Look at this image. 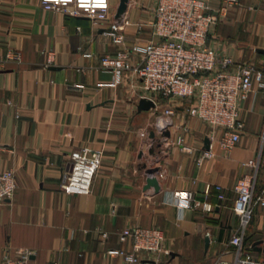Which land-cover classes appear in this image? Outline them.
Masks as SVG:
<instances>
[{
  "label": "crops",
  "instance_id": "1",
  "mask_svg": "<svg viewBox=\"0 0 264 264\" xmlns=\"http://www.w3.org/2000/svg\"><path fill=\"white\" fill-rule=\"evenodd\" d=\"M156 1L128 0L125 47L153 37L147 23ZM118 2L110 0L113 17ZM208 3L216 9L224 0ZM106 25L45 9L40 0H0V55L20 52V61L6 60L0 70V171H13L16 184L13 197L0 203V258L23 247L32 253L29 264H128L106 251H129L130 242L119 243L117 234L140 226L162 230L170 254L160 264L235 263V184L252 174L254 194L264 185V88L254 82L240 101L244 127L233 149L224 152L213 142L214 157L198 165L209 148L210 126L188 112V99L156 96L154 106L139 109L141 79L130 71L110 85L113 72L100 66V57L116 49L102 33ZM207 40L235 61L264 69L258 51L264 49V0H237L222 9ZM49 53L53 60L46 65ZM166 107L171 115L163 113ZM163 129L169 136L161 135ZM80 147L102 151V162L88 195H68L62 178L70 152ZM258 156L257 169L244 165ZM148 169H157L158 192L144 189ZM185 191L206 209L180 208L172 196ZM257 240L264 241L260 206L253 209L240 255L251 252L264 262Z\"/></svg>",
  "mask_w": 264,
  "mask_h": 264
},
{
  "label": "built area",
  "instance_id": "2",
  "mask_svg": "<svg viewBox=\"0 0 264 264\" xmlns=\"http://www.w3.org/2000/svg\"><path fill=\"white\" fill-rule=\"evenodd\" d=\"M236 1L224 0L221 7L214 9L208 0H157L153 18L147 23L153 37L143 43H133L130 47L124 45L125 27L129 22L125 18L117 20L113 17L110 0H40V4L45 9L70 16H86L94 24H107L102 33L116 49L115 53H105L100 57V66L113 72L110 85L118 84L124 73L130 71L141 79L145 98L153 100L161 95L190 100L188 112L211 128L209 148L203 150L196 160L200 165L214 157L211 150L213 142H217L224 152L233 149L244 127L240 101L248 98L254 82L259 88H264L263 68L251 60L235 61L207 40L222 9ZM85 54L91 55L89 52ZM11 59L20 61V52L8 49L4 56L0 55V70L4 62ZM52 60L53 55L49 53L46 65L51 64ZM74 88L81 89V86L75 85ZM163 113L171 115L173 110L166 107ZM262 117L259 138L264 145V112ZM141 135H146V132L142 131ZM102 156V151L88 147L72 150L62 178L64 193L88 195ZM258 163L259 156L244 165L257 169ZM254 178V175L246 174L237 180L234 187L237 197L233 210L239 217L240 230L231 237L230 244L238 250L236 261L217 264H264L256 260L251 252L240 255L253 209L255 206L264 207V185L254 194ZM15 189L13 171H0V203L11 199ZM172 198L180 208L206 209L205 204L187 191L174 193ZM102 237L106 239L107 235L102 233ZM117 240L119 243L129 241L130 250L108 249L106 253L110 257H120L128 264H160L163 257L170 254L164 248V235L158 227L124 228L117 234ZM31 254L22 247L15 249L12 257L7 249L0 258V264H29Z\"/></svg>",
  "mask_w": 264,
  "mask_h": 264
},
{
  "label": "water",
  "instance_id": "3",
  "mask_svg": "<svg viewBox=\"0 0 264 264\" xmlns=\"http://www.w3.org/2000/svg\"><path fill=\"white\" fill-rule=\"evenodd\" d=\"M127 2H128V0H119V2L117 4V7H116V10H115V14H114V18L115 19L121 20L123 14H124V12H125V10L127 8ZM258 51L264 53V49H258ZM154 105L155 104H154L152 99L142 97L140 99V101H139L138 108L139 109H147V108L152 107ZM161 135L162 136H169V130L163 129ZM149 136L151 138H154L155 137V131L151 130ZM208 144H209V140L205 139V145H206L207 148H208ZM158 146H160V141L158 142ZM262 167L264 168V158H263ZM156 171H157V169H148L147 170L148 176L146 178V184H145V187H144L145 190L149 189V188H153L155 192L159 191L160 187H159L157 178L154 176V173ZM208 245H209V237L206 236L205 239H204L205 249L208 248ZM263 251H264V247H263Z\"/></svg>",
  "mask_w": 264,
  "mask_h": 264
},
{
  "label": "flooded vegetation",
  "instance_id": "4",
  "mask_svg": "<svg viewBox=\"0 0 264 264\" xmlns=\"http://www.w3.org/2000/svg\"><path fill=\"white\" fill-rule=\"evenodd\" d=\"M255 244H254V247H258V246H260L261 245V249H263V247H264V241H261V240H257V241H255L254 242Z\"/></svg>",
  "mask_w": 264,
  "mask_h": 264
},
{
  "label": "rangeland",
  "instance_id": "5",
  "mask_svg": "<svg viewBox=\"0 0 264 264\" xmlns=\"http://www.w3.org/2000/svg\"><path fill=\"white\" fill-rule=\"evenodd\" d=\"M157 97H158V100H159V99L161 100L164 96L158 95ZM207 264H208V263H207Z\"/></svg>",
  "mask_w": 264,
  "mask_h": 264
}]
</instances>
